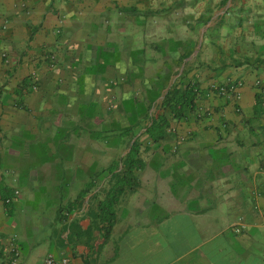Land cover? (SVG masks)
<instances>
[{
	"label": "crops",
	"instance_id": "obj_1",
	"mask_svg": "<svg viewBox=\"0 0 264 264\" xmlns=\"http://www.w3.org/2000/svg\"><path fill=\"white\" fill-rule=\"evenodd\" d=\"M17 1L28 7L14 8ZM114 1L126 18L142 17L126 9L155 12L144 19L178 4ZM242 3L240 12L249 9L264 24V0ZM105 4L0 0V182L12 193L8 206L0 200V264H42L47 256L68 264H264V105L252 116L253 94L264 83L236 89L239 116L230 92L219 93L214 120L179 121L177 153L142 154L137 184L116 192L103 239L93 215L110 175L95 165L103 153H84L82 127L84 104L99 95L96 88L84 99V27L104 24L98 15L112 8ZM248 46L264 82V32ZM25 78L28 93L18 87ZM230 129L234 135L225 136Z\"/></svg>",
	"mask_w": 264,
	"mask_h": 264
},
{
	"label": "rangeland",
	"instance_id": "obj_2",
	"mask_svg": "<svg viewBox=\"0 0 264 264\" xmlns=\"http://www.w3.org/2000/svg\"><path fill=\"white\" fill-rule=\"evenodd\" d=\"M104 1L107 7L112 6L98 15V24H104L95 29L84 27V86L92 88L89 95L84 89V99L95 97L96 88L99 94L97 103L84 104V153L104 154V159L96 160V167L120 163L133 143L139 147V157L145 153H177L182 119H170L169 137L155 145L148 142L144 126L148 117L158 112L164 93L179 78H193L201 89L197 110L185 119L206 123L220 114L214 111L218 109L214 105L224 97L214 92L217 86L237 84L228 97L233 103L232 114L239 116L236 89L247 82L252 88L263 85L261 75L255 72L258 58H254L248 44L264 32V24H256L249 9L240 12L242 2L249 0H153V6L179 5L167 14L147 19L126 18L119 12L121 4ZM12 4L14 8L28 7L22 1ZM1 30L4 27L0 25ZM4 56L0 50V57ZM114 65V72L105 69ZM36 83L34 87L39 86V81ZM124 128H131L129 135L116 137ZM228 135H234L232 129Z\"/></svg>",
	"mask_w": 264,
	"mask_h": 264
},
{
	"label": "trees",
	"instance_id": "obj_3",
	"mask_svg": "<svg viewBox=\"0 0 264 264\" xmlns=\"http://www.w3.org/2000/svg\"><path fill=\"white\" fill-rule=\"evenodd\" d=\"M133 16L146 17L155 12H138L134 10H124L122 13H128ZM18 87L23 89L25 93H28L31 89L29 79H23ZM236 87V83H226L219 85L214 89V92L227 94L232 92V89ZM201 89L198 83L192 79L187 81H179L173 84L163 95L162 100L158 106V112L155 115L149 116L147 123L144 126V134L148 139V142L152 145L158 144L163 141L169 133V120L184 119L188 115H191L196 109V99ZM16 95H20L19 91H15ZM264 105V91L259 89L253 94L252 104V116L258 118L262 112V106ZM131 132V128L121 129L116 137L123 139L126 138ZM120 166V170L115 172ZM144 164L139 157V147L133 143L128 148V151L122 157L119 165L118 163H111L104 170L110 175L109 183L110 187L105 194L102 201L96 204V213L93 215V219L98 220L101 227L98 230L103 231V239L107 237L109 230L114 222V205L116 203V192L118 190L126 189L132 190L137 182L134 177V172L142 170ZM100 174V173H98ZM94 179V177H93ZM93 179L88 181L84 189L77 195V199L83 198L93 185ZM11 190L0 182V200L4 206L9 205V198L11 197Z\"/></svg>",
	"mask_w": 264,
	"mask_h": 264
},
{
	"label": "built area",
	"instance_id": "obj_4",
	"mask_svg": "<svg viewBox=\"0 0 264 264\" xmlns=\"http://www.w3.org/2000/svg\"><path fill=\"white\" fill-rule=\"evenodd\" d=\"M42 264H68V263H67V261L64 258H61L59 260H55L51 256H47L43 260Z\"/></svg>",
	"mask_w": 264,
	"mask_h": 264
}]
</instances>
